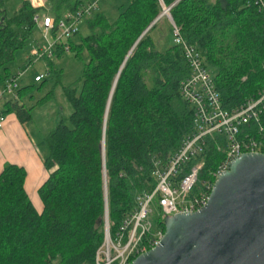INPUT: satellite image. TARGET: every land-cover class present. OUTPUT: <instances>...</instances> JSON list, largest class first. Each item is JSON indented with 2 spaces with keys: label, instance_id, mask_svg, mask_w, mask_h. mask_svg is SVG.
<instances>
[{
  "label": "trees",
  "instance_id": "1",
  "mask_svg": "<svg viewBox=\"0 0 264 264\" xmlns=\"http://www.w3.org/2000/svg\"><path fill=\"white\" fill-rule=\"evenodd\" d=\"M8 2L0 0V92L13 75L18 51L39 28L35 16L50 14L59 22L86 3L50 0L36 6L23 0L9 15ZM251 3L132 0L114 22L103 12L94 13L85 19L91 33L80 44L68 41L77 55L86 48L90 56L80 89L63 85L62 72L54 68L53 58L66 53L63 45L53 57H43L72 113L45 137L50 176L39 189L41 212L25 188L24 166L10 163L0 173V264H93L104 242L107 210L116 233L135 210L137 197L156 188V162L166 161L193 133V108L181 94L190 73L183 49L173 40L163 50L154 38L162 20L171 25L166 15L155 22L165 7L183 38L203 52L224 107L259 95L264 89V17ZM34 87L21 85L17 98H4L3 114L15 113L22 124L32 120L34 109L54 98L52 89L29 105ZM256 136L264 138V132ZM203 157L201 182L226 153L209 140ZM201 188L200 183L194 192ZM158 209L157 224L165 229Z\"/></svg>",
  "mask_w": 264,
  "mask_h": 264
},
{
  "label": "built area",
  "instance_id": "2",
  "mask_svg": "<svg viewBox=\"0 0 264 264\" xmlns=\"http://www.w3.org/2000/svg\"><path fill=\"white\" fill-rule=\"evenodd\" d=\"M252 2L264 17V0ZM165 9L166 15L171 16L169 10ZM98 11L99 1L93 0L87 1L74 15L59 22L50 14H37L35 21L45 44L33 47L28 60L53 57L58 45H63L66 52L70 51L68 41L79 32L78 25ZM172 27L174 42L183 49L190 68L189 76L181 85V94L193 108L194 130L166 161L156 162L153 173L158 181L156 188L152 193L137 197L135 210L125 217L116 233L111 232L107 221L104 242L97 250L93 264H133L136 257L160 244L164 236L165 229L155 225L152 219L155 202L164 220L168 216L200 211L208 204L216 181L235 158L243 153H264V138L256 136L264 132V89L257 97L237 107H224L213 70L205 65L203 52L183 38L181 29L174 21ZM44 78V74L37 75L35 82H41ZM21 85L18 75L13 74L6 80L0 98L6 95L17 98ZM4 121L5 116L0 115V128ZM209 140L223 149L226 157L210 178L201 182L200 176L205 167L203 154ZM200 183L202 188L194 192Z\"/></svg>",
  "mask_w": 264,
  "mask_h": 264
},
{
  "label": "water",
  "instance_id": "3",
  "mask_svg": "<svg viewBox=\"0 0 264 264\" xmlns=\"http://www.w3.org/2000/svg\"><path fill=\"white\" fill-rule=\"evenodd\" d=\"M164 224L160 244L133 264H264V153L235 158L204 208L168 216Z\"/></svg>",
  "mask_w": 264,
  "mask_h": 264
},
{
  "label": "rangeland",
  "instance_id": "4",
  "mask_svg": "<svg viewBox=\"0 0 264 264\" xmlns=\"http://www.w3.org/2000/svg\"><path fill=\"white\" fill-rule=\"evenodd\" d=\"M40 6H46L50 0H31ZM86 1V0H85ZM93 1V0H90ZM99 1V11L103 12L111 22H114L119 14L130 4L132 0H96ZM22 3L21 0H9L7 3L8 13L12 15ZM167 8V7H166ZM168 9V8H167ZM166 9L164 8V11ZM163 11V12H164ZM166 15V14H165ZM167 16V15H166ZM169 21H172L167 16ZM167 21L162 20L159 28L154 32V38L160 44L161 49H165L172 45L174 40L173 28ZM79 33L71 37L72 41L80 44L83 37L91 33L86 20H83L79 25ZM39 29V28H38ZM27 41L24 49L18 51L15 61L11 64V72L18 75L19 81L22 85L35 84L33 91L29 95H34V99L26 100L29 105H33L39 98L46 93L54 90V98L42 106H37L33 113V118L24 125V129L33 138L34 142L39 145L44 158L49 155V149L44 141L45 137L57 126L60 119L64 116H69L72 113V105L64 94V90L60 85L55 86V77L52 73H48L47 61L43 58L34 59L32 64L27 61L29 54L33 47L44 45V37L39 30ZM26 54V55H25ZM25 55V57H24ZM55 69L62 72L61 82L63 85L73 86L80 89L82 85V77L86 63L89 62L90 56L88 50L85 48L80 55H77L73 50L67 51L62 57H54ZM44 74L43 87L39 90L41 82H35L37 75ZM10 97L6 95L5 98ZM3 110V109H2ZM1 110V111H2ZM9 114H6L8 116ZM7 165V164H6ZM32 202L34 196H30ZM152 215L153 222L157 225L160 220L158 206H155Z\"/></svg>",
  "mask_w": 264,
  "mask_h": 264
},
{
  "label": "crops",
  "instance_id": "5",
  "mask_svg": "<svg viewBox=\"0 0 264 264\" xmlns=\"http://www.w3.org/2000/svg\"><path fill=\"white\" fill-rule=\"evenodd\" d=\"M32 3L40 6L33 1ZM4 101V98H0V115L5 116L3 127L0 128V173L6 164L24 166L27 170L25 188L29 196H34L33 204L41 212L44 206L39 195V189L49 178L50 171L45 166V158L39 145L34 142L33 138L24 129L25 124L23 125L19 121L15 113H9L8 116L3 114Z\"/></svg>",
  "mask_w": 264,
  "mask_h": 264
}]
</instances>
